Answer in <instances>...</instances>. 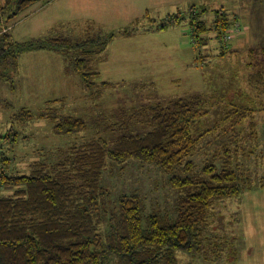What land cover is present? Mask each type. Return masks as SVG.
Segmentation results:
<instances>
[{"label": "rangeland", "instance_id": "obj_1", "mask_svg": "<svg viewBox=\"0 0 264 264\" xmlns=\"http://www.w3.org/2000/svg\"><path fill=\"white\" fill-rule=\"evenodd\" d=\"M6 3L0 0V8ZM179 14L185 17L182 23L169 22ZM190 18L205 21L207 32L194 36ZM236 21L245 31L224 43ZM8 27L13 43L58 38L82 43L27 51L17 67L4 69L0 138L17 134L12 138L16 142L0 139L2 152L12 161L9 175H30L37 163L50 168L87 143L145 134L149 128L136 117L138 112L179 98H201L210 115L195 134L211 131L203 142H210L205 153L195 157L198 170L207 159L222 160L228 149L231 165L251 174L241 184L260 185L241 197L218 201L211 210V225L198 232V245L189 256L179 255V264H249L250 259L264 264V0H40ZM80 58L90 59L88 71L101 74L92 89L75 68ZM260 73L262 83H253ZM24 110L31 120L19 121ZM242 110H251L253 117L245 122L257 125L250 132V146L242 140L234 143L225 133L235 122L225 120L227 116ZM65 116L85 119L87 128L56 132ZM158 169L136 160H108L101 183L111 195L109 212L123 196H139L145 222L152 214L173 218L176 193ZM221 236L227 243L223 256L214 254L210 245ZM254 241L263 256L249 259Z\"/></svg>", "mask_w": 264, "mask_h": 264}, {"label": "trees", "instance_id": "obj_2", "mask_svg": "<svg viewBox=\"0 0 264 264\" xmlns=\"http://www.w3.org/2000/svg\"><path fill=\"white\" fill-rule=\"evenodd\" d=\"M39 1L7 0L6 6L0 8V78L8 65L18 66L24 52L61 50L82 44L71 38L13 43L7 29L9 21ZM8 10L10 15L6 14ZM184 18L179 14L169 22L179 24ZM216 22L218 25L220 19ZM189 26L194 36L207 32L203 20L190 18ZM114 37L113 34L107 40L111 42ZM90 63L89 58H80L75 65L88 89L100 77V72L88 71ZM262 79V73L252 78L253 83H262ZM146 109L136 117L149 128L147 133L87 143L72 149L50 168L40 163L33 165L30 175H9L12 161L0 148V264H179V255L189 256L198 242V232L211 225V210L219 206L218 201L241 197L244 191L260 185L241 184L251 174L231 165L232 153L228 149L222 160L207 159L198 170L195 157L205 153L210 142H203L211 131L195 134L197 125L210 115L201 98H179ZM250 111H234L225 119L235 121L232 131L225 132L234 143L242 140L249 146L254 144L250 132L257 125L245 122L253 117ZM19 118L29 121L33 116L24 110ZM86 128L85 119L65 116L55 131ZM16 136L0 139L16 142L12 139ZM108 160H136L169 175L167 184L176 193L173 218L152 214L145 222L144 202L139 196H123L109 212L111 195L101 183ZM9 189L15 191L7 196L2 193ZM212 244L213 253L221 252L223 256L227 246L223 237ZM236 253L237 260L238 249Z\"/></svg>", "mask_w": 264, "mask_h": 264}, {"label": "built area", "instance_id": "obj_3", "mask_svg": "<svg viewBox=\"0 0 264 264\" xmlns=\"http://www.w3.org/2000/svg\"><path fill=\"white\" fill-rule=\"evenodd\" d=\"M243 30V26L240 22H237L225 33L224 35V43H229L233 39V35L237 33H241Z\"/></svg>", "mask_w": 264, "mask_h": 264}, {"label": "crops", "instance_id": "obj_4", "mask_svg": "<svg viewBox=\"0 0 264 264\" xmlns=\"http://www.w3.org/2000/svg\"><path fill=\"white\" fill-rule=\"evenodd\" d=\"M8 28H9V27H7V29H8ZM243 31H245V30H243ZM248 31H250V30H248ZM8 32H10V31L8 30ZM241 34H242V33H241ZM241 34H240V35H241ZM35 40H38V39H35ZM43 50H46V51H47V49H41V51H43ZM22 54H24V53H22ZM22 54H21V55H22ZM21 55H20V56H21ZM100 75H101V74H100ZM255 239H257V238H255ZM257 240H258V239H257ZM256 246H257V243L254 241V247H255V249H254V256L251 257V256H250V253H249V259H250V258H254V259H256V258H255L256 256H263V255H260V254H259V252H258L257 249H256ZM249 264H256V260H254V261L252 262L251 259H250V263H249Z\"/></svg>", "mask_w": 264, "mask_h": 264}]
</instances>
